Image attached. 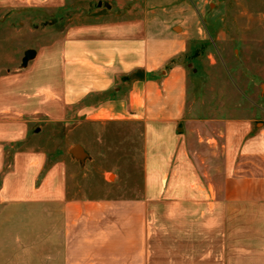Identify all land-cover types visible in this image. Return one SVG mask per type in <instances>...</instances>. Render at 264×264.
<instances>
[{"label":"crops","instance_id":"0c3cea01","mask_svg":"<svg viewBox=\"0 0 264 264\" xmlns=\"http://www.w3.org/2000/svg\"><path fill=\"white\" fill-rule=\"evenodd\" d=\"M157 1L89 0L95 22L0 76V264H264V118L188 117L197 11L169 0V21ZM94 96L146 127L141 195L71 201L65 165L40 151L34 124Z\"/></svg>","mask_w":264,"mask_h":264},{"label":"rangeland","instance_id":"374dc122","mask_svg":"<svg viewBox=\"0 0 264 264\" xmlns=\"http://www.w3.org/2000/svg\"><path fill=\"white\" fill-rule=\"evenodd\" d=\"M157 2L169 10L166 20L177 18V7H171L169 0ZM190 3L197 11L192 25L197 34L180 60L189 75L188 117L264 118V0ZM94 8L89 0H67L64 6L62 0H0V76L29 71L22 67L26 51L45 49L68 24L95 22ZM102 103L94 96L67 109L63 123L39 119L34 124L49 165H65L71 201L124 199L144 190L146 127L98 114ZM77 145L89 154L84 165L69 154Z\"/></svg>","mask_w":264,"mask_h":264},{"label":"water","instance_id":"95a60500","mask_svg":"<svg viewBox=\"0 0 264 264\" xmlns=\"http://www.w3.org/2000/svg\"><path fill=\"white\" fill-rule=\"evenodd\" d=\"M101 7V5H99ZM36 51L35 50H28L25 53L24 59L22 61V67L27 68L29 62L33 61L36 58ZM70 155L75 160L79 161L81 165H84L85 162L89 159V154L87 151L80 145L75 146L71 151Z\"/></svg>","mask_w":264,"mask_h":264},{"label":"trees","instance_id":"16d2710c","mask_svg":"<svg viewBox=\"0 0 264 264\" xmlns=\"http://www.w3.org/2000/svg\"><path fill=\"white\" fill-rule=\"evenodd\" d=\"M174 63H176V61L175 60H173V61H171V64H174ZM136 77H138V76H134V77H132L133 79L135 78L136 79ZM131 78V79H132ZM130 80V79H129Z\"/></svg>","mask_w":264,"mask_h":264}]
</instances>
